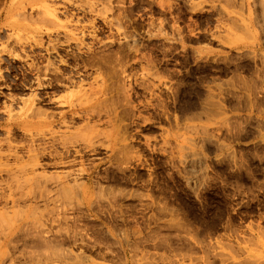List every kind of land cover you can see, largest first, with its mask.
I'll return each mask as SVG.
<instances>
[{
	"label": "rangeland",
	"instance_id": "374dc122",
	"mask_svg": "<svg viewBox=\"0 0 264 264\" xmlns=\"http://www.w3.org/2000/svg\"><path fill=\"white\" fill-rule=\"evenodd\" d=\"M10 2L2 264H264L262 0Z\"/></svg>",
	"mask_w": 264,
	"mask_h": 264
},
{
	"label": "bare ground",
	"instance_id": "6f19581e",
	"mask_svg": "<svg viewBox=\"0 0 264 264\" xmlns=\"http://www.w3.org/2000/svg\"><path fill=\"white\" fill-rule=\"evenodd\" d=\"M45 4H47L46 3V0H11V2H10V11L8 12L9 14L8 15H10L11 14V12H13L15 9H17V8H15V7H18V9L21 7V8H23V10H26V7H31V8H34V9H36V8H42V7H44L45 6ZM262 4V5H261ZM261 6H262V10H263V16H264V0H262V2H261ZM46 7V6H45ZM6 9H7V7H6ZM37 10V9H36ZM5 14V13H4ZM4 14H3V16H4ZM24 14L25 13H21V15L22 16H24ZM16 16H17V14H15ZM20 15V14H19ZM16 16H14V18L16 17ZM20 17V16H19ZM3 18V17H2ZM10 18H12L11 16H10ZM19 40V39H18ZM263 57H264V55H262ZM38 86L40 87V88H47L43 83H41L39 80H38ZM49 87H50V85H49ZM90 102H88V104H89ZM25 104V107H29L30 106V104H31V101H28V102H26V103H24ZM66 104H68L69 105V110H68V112H69V114H71V117H73V118H77V117H79V118H81V117H84V118H90V117H94V114H99V112L98 111H96V105L94 104V105H90V106H86V105H78V106H76V105H74L73 104V102H66ZM59 120L60 121H62V125H69V123H68V121H67V115L66 114H61V115H59ZM44 124H46V126L48 125V128L49 127H51V124L50 123H47V121H46V123H43L42 121H40L39 123H31V127L33 128V127H37V126H39L40 125V127H41V129L37 132V134H35L34 133V136L33 137H39V136H43V134H47V132H49V130L47 131V132H44L42 129V127H44V128H46L47 129V127H45V125ZM35 129V128H34ZM50 132H51V130H50ZM54 133L55 132H53V135H54ZM34 142H35V140H33ZM53 147H54V145H53ZM63 147L67 150V151H69V148H68V146L66 145V143H64L63 144ZM89 147H91V146H89ZM34 151H37L38 152V150H35V149H33ZM41 152V151H40ZM44 152H46V149L44 150ZM39 153V152H38ZM43 153V152H42ZM33 158V157H32ZM39 161V156H38V154H36L35 156H34V159H32V162H34V164H36V162H38ZM38 164H39V162H38ZM38 164H36V165H38ZM68 175L66 176V175H64L62 178H59V181H57V183L56 184H58V186H63V185H66V183H68V181L69 180H67V179H70L71 177H73L74 178V176L72 175V176H70L71 175V173H67ZM70 174V175H69ZM73 178H71L70 179V183H72L71 182V180L73 179ZM66 179V180H65ZM62 180H65V181H62ZM74 180V179H73ZM67 181V182H66ZM75 182V181H74ZM3 262L2 261H0V264H2Z\"/></svg>",
	"mask_w": 264,
	"mask_h": 264
}]
</instances>
